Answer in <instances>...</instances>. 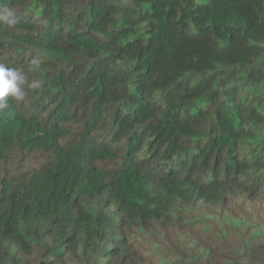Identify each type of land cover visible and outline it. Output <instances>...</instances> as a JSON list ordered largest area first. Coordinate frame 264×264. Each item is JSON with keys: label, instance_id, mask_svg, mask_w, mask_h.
<instances>
[{"label": "trees", "instance_id": "obj_1", "mask_svg": "<svg viewBox=\"0 0 264 264\" xmlns=\"http://www.w3.org/2000/svg\"><path fill=\"white\" fill-rule=\"evenodd\" d=\"M5 8L0 264H264V0Z\"/></svg>", "mask_w": 264, "mask_h": 264}, {"label": "clouds", "instance_id": "obj_2", "mask_svg": "<svg viewBox=\"0 0 264 264\" xmlns=\"http://www.w3.org/2000/svg\"><path fill=\"white\" fill-rule=\"evenodd\" d=\"M18 20L15 13L8 8L0 9V23L9 28L15 26ZM33 67L31 71H35L38 67V61H32ZM26 83V78L20 69L8 67L4 63H0V111L9 107V100L13 102H21L26 97V92L22 87ZM32 90L40 89L42 87L40 81L33 80L28 84Z\"/></svg>", "mask_w": 264, "mask_h": 264}]
</instances>
